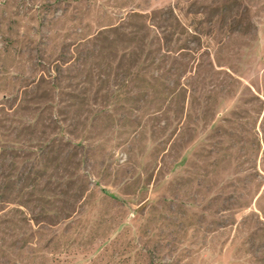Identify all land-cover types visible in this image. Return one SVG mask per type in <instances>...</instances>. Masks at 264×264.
<instances>
[{
    "label": "rangeland",
    "instance_id": "rangeland-1",
    "mask_svg": "<svg viewBox=\"0 0 264 264\" xmlns=\"http://www.w3.org/2000/svg\"><path fill=\"white\" fill-rule=\"evenodd\" d=\"M0 264H264V0H0Z\"/></svg>",
    "mask_w": 264,
    "mask_h": 264
}]
</instances>
